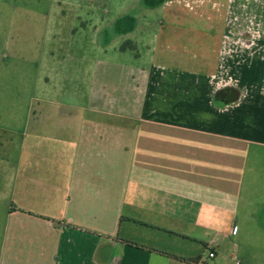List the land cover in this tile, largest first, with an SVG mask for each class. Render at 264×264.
<instances>
[{"label":"crops","instance_id":"1","mask_svg":"<svg viewBox=\"0 0 264 264\" xmlns=\"http://www.w3.org/2000/svg\"><path fill=\"white\" fill-rule=\"evenodd\" d=\"M262 50L233 85L167 52L0 102V264H264Z\"/></svg>","mask_w":264,"mask_h":264},{"label":"rangeland","instance_id":"2","mask_svg":"<svg viewBox=\"0 0 264 264\" xmlns=\"http://www.w3.org/2000/svg\"><path fill=\"white\" fill-rule=\"evenodd\" d=\"M263 48L264 0H0V102L19 118L37 106L41 85H87L85 70L169 66L167 52L190 53L192 64L216 54L210 81L233 85L236 58ZM259 64L251 67L263 72Z\"/></svg>","mask_w":264,"mask_h":264},{"label":"built area","instance_id":"3","mask_svg":"<svg viewBox=\"0 0 264 264\" xmlns=\"http://www.w3.org/2000/svg\"><path fill=\"white\" fill-rule=\"evenodd\" d=\"M234 232H235V230H234ZM214 256V252H211L210 253V257H213ZM238 263V262H237Z\"/></svg>","mask_w":264,"mask_h":264},{"label":"trees","instance_id":"4","mask_svg":"<svg viewBox=\"0 0 264 264\" xmlns=\"http://www.w3.org/2000/svg\"><path fill=\"white\" fill-rule=\"evenodd\" d=\"M139 246V245H138ZM140 247H143V246H140Z\"/></svg>","mask_w":264,"mask_h":264}]
</instances>
